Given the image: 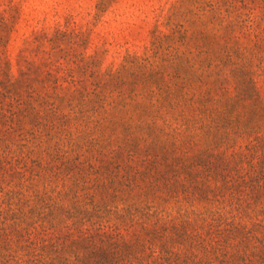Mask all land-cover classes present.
Listing matches in <instances>:
<instances>
[{"label": "trees", "instance_id": "1", "mask_svg": "<svg viewBox=\"0 0 264 264\" xmlns=\"http://www.w3.org/2000/svg\"><path fill=\"white\" fill-rule=\"evenodd\" d=\"M18 20L0 2V264H264V0H175L109 65L69 24L12 58Z\"/></svg>", "mask_w": 264, "mask_h": 264}, {"label": "rangeland", "instance_id": "2", "mask_svg": "<svg viewBox=\"0 0 264 264\" xmlns=\"http://www.w3.org/2000/svg\"><path fill=\"white\" fill-rule=\"evenodd\" d=\"M18 7L19 20L9 44L15 57L23 40L39 30L52 31L70 25L90 40L89 53L96 47L108 50L106 65L119 62L128 51L142 52L151 40V31L175 0H116L95 19L99 0H0ZM264 102V78L259 81Z\"/></svg>", "mask_w": 264, "mask_h": 264}]
</instances>
